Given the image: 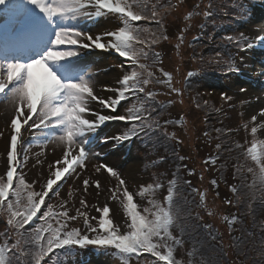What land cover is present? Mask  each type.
Masks as SVG:
<instances>
[{
  "label": "rangeland",
  "instance_id": "1",
  "mask_svg": "<svg viewBox=\"0 0 264 264\" xmlns=\"http://www.w3.org/2000/svg\"><path fill=\"white\" fill-rule=\"evenodd\" d=\"M146 2V9L145 0H138L139 7L133 10L150 15L153 5L165 6L168 0ZM172 2L176 3V0ZM255 2L256 0H183L182 6L169 14L163 29L168 39H160L153 45V50L159 53V62L153 66L151 60L141 59L140 63L147 64V71L153 72L154 77L163 79L161 68L169 72L173 78V86L181 89V95L170 93L164 85L153 82L144 85V88L145 93L151 91L156 94L155 100H146L145 93L130 95L117 113H110L126 115L127 109L135 108L149 117L148 123L152 127L145 128L139 137L130 142L117 146L111 140L107 143L102 141L107 136L126 131L130 125L125 122L108 121L95 133L89 134L83 145L85 151L100 155L98 159L91 160L88 169L79 179L73 177L62 183L59 196L46 198V203L53 205V212L62 210L59 206L61 201L71 200L70 214L75 215L76 209L81 208L80 198L83 197L87 208L82 210L98 219L96 208H102L107 203L112 210L110 218L122 234L127 233L128 217L122 205L110 200L105 193L97 196L91 189L89 194L83 191V179L90 178L89 171L93 166L103 162L120 171L142 215H147L144 209L150 208L159 216L166 217L167 223L173 224L171 235L183 241L173 248L174 258L180 264H264V128L261 127L264 125V117L259 115L264 108V49L249 56L246 51H240L236 44L233 45L241 34L249 37L264 35L261 32L264 29V13L257 11L259 8L252 10ZM80 3L86 4V0H80ZM86 8L88 11H95L87 4ZM189 12L193 13L192 16L184 20ZM6 19L7 16H1L0 22ZM41 20L46 26L43 30H37L38 41L41 37L46 39L47 33L54 26H57V30L68 28L93 35L106 29L116 30V25L123 26V22L115 15L56 16L52 19L43 14ZM132 27L147 29L134 33V36L138 35L139 40L145 43L150 42L154 34H160L158 26L148 20L134 22ZM181 29H185L183 43L178 47L177 37L181 35ZM229 36L234 38L233 42L227 39ZM26 39L34 46L33 38ZM131 43L137 52L144 47L137 39ZM7 47L8 43H1V55H5L3 50ZM75 50L78 54L67 57L65 65H62L63 59L52 63L53 66L56 65L54 74L61 82H76L83 77L90 82V86H96L98 95L114 96V93L101 91L102 86H118L116 76L122 78L124 71L132 70L131 61L126 65L115 51L94 47ZM217 53H220L219 57ZM13 62L20 60L15 59ZM122 63L125 65L123 71L119 67ZM230 64L239 68L238 73L228 71ZM64 66L68 74L62 79L60 68ZM137 70L139 71L138 68ZM32 72L36 83L28 90L31 97L32 92L38 94L39 83L43 80L39 65ZM189 72L194 73L191 79H187ZM240 89H245L246 92L242 93ZM221 93L232 96L233 100L225 103L221 100ZM92 107L100 111L96 102H93ZM150 108H156V111L150 113L147 110ZM106 113L109 110L101 112ZM11 115L10 106L0 105V132H3L0 137V152L6 147L5 137L8 136L7 125ZM253 115L257 116L256 121L251 120ZM85 117L95 119L88 113H85ZM154 120L161 126L159 130H154ZM253 127H257L256 133H252ZM51 131L40 128L22 133V144L28 148L26 160L23 151L20 155L22 170L26 175V183L39 179L40 182L33 185L35 191H39L41 184L46 181L49 163L62 156L61 149L52 142ZM46 140L48 142L44 143ZM217 145L221 147L217 149ZM37 153L41 155L37 157ZM217 156L219 158L215 164L204 163ZM180 157L184 159L181 160ZM5 158L0 157V160ZM37 158L43 161L41 165L36 164ZM0 167L3 165L0 164ZM172 181H176L173 192L168 189ZM156 182L160 187L144 196L139 194L141 187ZM104 184L106 188H110L116 181L105 179ZM70 187L73 189L72 196ZM201 193H204L203 201ZM21 198L27 204L26 191L22 190ZM44 209L46 208L43 206L41 211ZM233 216L236 217L234 221ZM7 218L5 212L0 211V233L8 227ZM151 218L148 215V219ZM49 222L52 227L57 226L54 219ZM91 222L97 226V221ZM33 225L38 227L46 224L38 219ZM206 225L210 227H205ZM74 227L85 234L82 221L69 222L67 230ZM25 231L22 239L32 240L35 227L25 226ZM2 242L3 237H0V243ZM153 242H157L155 238ZM30 245L28 247L34 253ZM67 248L71 249L70 252L80 249L85 255L83 258L70 259V264H152L156 259L146 253L141 254L138 261L127 255L114 256L107 249L89 254L98 249L92 245ZM66 251V248L54 250L55 256L50 253L45 260L57 263ZM160 251L165 252L166 249L162 247ZM24 257L26 261H22V264H30L32 257Z\"/></svg>",
  "mask_w": 264,
  "mask_h": 264
},
{
  "label": "snow or ice",
  "instance_id": "2",
  "mask_svg": "<svg viewBox=\"0 0 264 264\" xmlns=\"http://www.w3.org/2000/svg\"><path fill=\"white\" fill-rule=\"evenodd\" d=\"M7 0H0V5H5ZM27 3L34 5L46 17L52 18L56 16L76 17L88 16L99 17L101 15H115L117 19L123 22V26L116 25V30L106 29L99 34H88L78 30L61 28L55 31L54 38L51 40L52 47L44 54L27 63L7 62L0 64V93L5 89H9L8 102L12 112L8 127V136L5 137L6 147L0 152V157H6L0 160V211L7 215V229L0 233L3 242L0 243V264H22L21 258L31 256L30 264H47L45 258L49 257L54 250L65 247H86L89 245L97 248H111L116 250L113 255H127L129 258L140 260L141 253H149L155 257L152 264L164 262V264H180V261L174 258L173 248L180 245L183 241L180 238L173 237L170 229L172 223L166 222V217L159 216L157 212H152L150 208H145L142 215L138 211V205L134 201L133 193L129 191L127 181L122 178L118 169L109 166L107 163H97L89 171L90 178L83 179V191L89 194L91 189L97 196L102 193L108 195L112 201L122 205L126 216L128 217L129 231L121 233L119 228L110 218L111 209L107 203L102 208L97 207L99 218L90 217L87 211V203L83 197L80 198L81 208L76 209V214L72 215L69 201H61L59 212H53V205L46 203V198L51 199L53 196H59L60 186L67 180L75 177L79 179L82 173L88 169V164L93 158L98 159L100 153H88L83 145L87 142L89 134L95 133L96 130L108 121H122L129 124L130 127L122 133L104 138L102 143L109 140L114 145H120L126 141L130 142L134 138L140 136L145 128H151L152 124L148 123L149 117L143 112L135 108L127 109V114H110L117 113L123 107V102L128 100L130 95L145 93L144 85L150 83H158L169 89L170 93L181 95V89L176 88L172 84V76L169 72L160 69L163 79L154 77L153 72L147 71L148 65L140 63L141 59L151 60L153 66L159 62V53L153 50V45L157 44L160 39H168L164 35L163 29L165 21L169 14L173 13L182 6L183 0H168L165 6L153 5L150 15L144 11H134L139 7L138 0H86V4L90 5L95 11H88L85 3L80 0H27ZM158 7L160 10H158ZM198 8L199 5H196ZM144 8H147L145 0ZM189 12L184 20H188L192 16ZM211 15V13H208ZM148 20L158 26L159 36L153 35L150 42L145 43L139 40L138 35L134 33L146 31L147 29H139L132 27V22ZM187 28V25H185ZM177 37V46L183 43V32ZM264 32V29H261ZM137 39L138 43L144 45L137 52L132 45V41ZM227 39L233 42L234 38L229 36ZM257 42L264 39V35L256 38ZM235 44L240 51H246L256 44L248 43V38L243 34L235 39ZM96 48L106 51H115L120 57L131 61L132 70L124 71L122 78L116 76L118 86L110 87L102 86L101 91L114 93V96H102L96 92V86L83 77L76 82H61L60 79L49 68L50 62L60 61L67 57L76 56L78 53L75 49ZM220 53H217V57ZM39 65L43 69V80L39 83L38 95L33 98L26 94L34 83L32 69ZM121 70L125 69L122 63L119 65ZM139 69V71L137 70ZM239 68L229 65V72H236ZM194 77V73L189 72L187 79ZM187 82V81H186ZM240 92H246L240 89ZM155 93L149 91L145 93L146 100H155ZM221 100L225 103L233 100V97L226 93H221ZM93 102L99 106L100 111L92 107ZM171 103V101H170ZM104 110L109 113L101 114ZM150 113L155 112L156 108L147 109ZM217 111H220L217 109ZM85 113L94 116L95 119L85 117ZM264 117V108L259 112ZM183 118H181L182 120ZM257 116L251 117L252 121H256ZM154 130L161 127L158 122ZM167 123V122H166ZM180 123V121H177ZM264 128V125H261ZM50 129L52 142L56 144L62 151V156H58L48 165L49 175L46 181L41 184L40 190H33V185L39 183V179L26 183V175L22 170L21 152L25 153L24 159H27V146L22 144L24 139L22 133L35 129ZM223 132V130H217ZM252 133L258 131L257 127L251 129ZM167 136V133H163ZM3 132H0V137ZM174 138V137H170ZM48 141H44L47 143ZM179 142V141H178ZM221 145H217L219 149ZM239 147V145H237ZM257 147V146H256ZM37 157L41 153L36 154ZM219 156L207 159L205 164H215ZM180 159H184L180 157ZM43 161L39 158L36 160L37 165H41ZM105 173L107 176H105ZM189 174H192L191 172ZM114 179L116 184L110 188H106L104 180ZM188 183V182H186ZM215 184V181H212ZM176 181L170 182L169 191H174ZM160 187V184H148L147 187H141L139 194L144 196L150 193L154 188ZM27 192V204L21 198V192ZM70 196L73 195V189L70 187ZM195 191V190H193ZM235 191V189H233ZM204 199V193H201V201ZM231 203V201H226ZM42 206L46 210H42ZM155 207V205H154ZM38 213L40 215L38 216ZM148 215L152 218L148 219ZM34 218L44 221L47 227L40 225L35 227V236L32 240L24 241L23 235L25 226L30 225ZM55 220L56 227L49 224V220ZM236 219L233 216V221ZM82 221L85 234H81L80 229L72 228L66 230L69 222ZM91 221H97L94 226ZM231 223V222H230ZM210 227V226H205ZM181 231H183L181 229ZM44 233H48L44 236ZM87 233H93L89 236ZM15 237V239H13ZM156 239V243L153 239ZM171 241V243H168ZM36 243L38 250L34 253L28 247L32 243ZM165 248V252H161V248ZM191 255V253H189Z\"/></svg>",
  "mask_w": 264,
  "mask_h": 264
},
{
  "label": "trees",
  "instance_id": "3",
  "mask_svg": "<svg viewBox=\"0 0 264 264\" xmlns=\"http://www.w3.org/2000/svg\"><path fill=\"white\" fill-rule=\"evenodd\" d=\"M251 8H252V10L255 9V8H260V10H261L262 8H264V0H256V2L254 3V6H252ZM262 11H264V9H262ZM233 45H235V43ZM246 52L248 53L249 50H246ZM42 208H43V206H42ZM44 210H46V209H44ZM37 220L38 219L34 218V221L30 225H26L27 228L36 227L35 225H33V223L35 221H37ZM127 221H128V218H127ZM169 222H170V220H169ZM48 223L50 224L51 222H48ZM126 224H128V223H126ZM47 226L48 225L46 224L44 227H47ZM124 231H127V229H124ZM24 232H26V231H24ZM47 235H48L47 233H44V236H47ZM30 246H32L31 248H32V250L34 252L36 250H38V246H37V244L35 242L33 243V245L31 244ZM65 248L67 249V251L62 255V257L60 258V260L57 263H53V262L51 263V261H49V262L46 261L47 264H50V263L51 264H70V262H69L70 259L74 260V259H78V258H83V256H85L80 249L76 250L75 252H70L71 249H68L67 247H65ZM65 248H61V249L65 250ZM89 254H94V251L93 252H89ZM141 254H146V253H141ZM77 255L79 257H76ZM22 261H26V258L24 257V259H22L21 262Z\"/></svg>",
  "mask_w": 264,
  "mask_h": 264
}]
</instances>
